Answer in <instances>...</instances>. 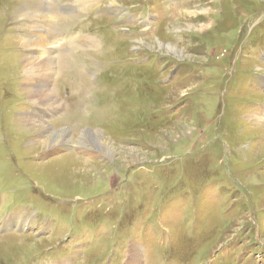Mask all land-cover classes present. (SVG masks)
I'll list each match as a JSON object with an SVG mask.
<instances>
[{
    "label": "rangeland",
    "instance_id": "rangeland-1",
    "mask_svg": "<svg viewBox=\"0 0 264 264\" xmlns=\"http://www.w3.org/2000/svg\"><path fill=\"white\" fill-rule=\"evenodd\" d=\"M81 1L0 0V264H264V0Z\"/></svg>",
    "mask_w": 264,
    "mask_h": 264
},
{
    "label": "bare ground",
    "instance_id": "bare-ground-1",
    "mask_svg": "<svg viewBox=\"0 0 264 264\" xmlns=\"http://www.w3.org/2000/svg\"><path fill=\"white\" fill-rule=\"evenodd\" d=\"M82 3L85 4V1L82 0L81 3H80V5ZM80 5L78 7H81ZM73 8L74 7H70L68 10L69 11H72ZM29 15H32V14H29ZM27 16H28V14H24V16H22V17H27ZM57 18L58 17H56V19ZM45 23L44 24L38 23L37 25L32 26V28H33V36L30 39L25 40L24 42H22V46L26 48V52L28 54L27 57L24 59V64H25V67H26L24 69V71H25V75L27 77V81H25L23 87L24 88H27L26 86L28 84V86L30 87L31 96L40 105H47V104L50 103V98H49V96L47 94V91L45 89V85L49 81L50 78L51 79H54V76L56 75V70H57L56 69V67H57L56 66V56L58 55V54H56V52L57 53L60 52V48H59L58 44L57 43L52 44V43L48 42L47 36H46L47 34L44 33V31H46L48 27H51L52 28L57 23L55 21L50 20V19H48V21H47L46 24ZM65 35H67V32H66ZM66 37L68 38V36H66ZM66 37H64V38H66ZM79 37H80L79 40H81L84 44H88V46L94 45V43L90 44V41L91 40L86 39V38H82V36H79ZM58 43H60V42L58 41ZM159 46L160 47H164L162 43H160ZM64 47H66V46H64ZM167 49L171 53H174V54L177 52L176 51L177 48L172 47L171 45H168L167 46ZM57 63H58V61H57ZM57 109H59V108H57ZM38 111L41 113V109H38ZM30 114H35V113H30ZM254 114H255V116H258V118H260V120L258 119V121L260 122L259 124L260 125L261 124L263 125V123H264V120H263L264 119V108L261 109L260 114L259 113H257V114L254 113ZM48 116L49 115H47L46 117L48 118ZM46 117L45 118H42V119L45 120V119H47ZM26 118L28 119V116H26ZM84 138L90 144L91 147H95L94 150H96V151H94V152H96L95 154L97 156H101V157L102 156H105L106 157V155L103 152L104 151H106V152L108 151V153H109V150H102L103 143H102V146L101 145H98L100 143V141L103 142V139H102L101 136H98L95 133H90L89 135H87ZM40 139L42 141L48 140L47 137H40ZM53 144L56 145V144H58V142H55ZM65 147H67V145L61 146V148L60 147L58 148L59 149L58 150L59 151V154H60V152L63 151V149ZM61 149H62V151H60ZM49 152L50 151H48L47 154ZM86 152H89V151H86ZM109 157H111V156H109ZM10 220L11 221H15V224L17 222L16 219H14V218H10ZM131 251H132V257H131L132 259L131 260L135 261L136 264H139L138 258L136 256V254H138V252L136 250L135 251L131 250ZM129 263L132 264V262H129Z\"/></svg>",
    "mask_w": 264,
    "mask_h": 264
}]
</instances>
